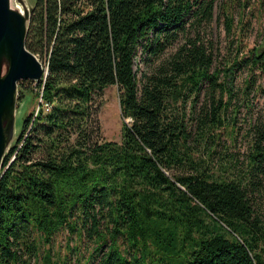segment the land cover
I'll use <instances>...</instances> for the list:
<instances>
[{
    "label": "trees",
    "instance_id": "16d2710c",
    "mask_svg": "<svg viewBox=\"0 0 264 264\" xmlns=\"http://www.w3.org/2000/svg\"><path fill=\"white\" fill-rule=\"evenodd\" d=\"M32 6L25 44L48 74L18 84V102L23 89L36 107L0 172V264H264V123L245 170L214 176L206 140L220 103L194 109L203 84L217 86L210 54L194 40L170 53L213 0ZM248 59L264 73V47ZM110 86L119 143L100 138L96 116ZM64 231L77 244L58 258L50 245Z\"/></svg>",
    "mask_w": 264,
    "mask_h": 264
},
{
    "label": "rangeland",
    "instance_id": "374dc122",
    "mask_svg": "<svg viewBox=\"0 0 264 264\" xmlns=\"http://www.w3.org/2000/svg\"><path fill=\"white\" fill-rule=\"evenodd\" d=\"M16 1L11 0L12 4ZM189 2L193 4L195 0ZM200 17L185 19V29L170 53L187 40H194L210 54V74L215 76L217 86L212 88L210 95V86L203 84L197 99H194V109L211 111L220 103L219 120L210 132L211 139L206 140L216 152L211 158L210 171L214 176L231 178L245 170L254 140L252 127L264 123V73L251 65L248 59L253 52L264 47V0H213L209 19ZM134 63V70L138 66L143 69L139 57ZM24 85L25 89L29 88V85ZM21 90L24 98L20 102L17 99L15 112L17 134L23 118L36 107L33 96ZM94 101L100 138L119 143L122 124L119 90L110 86ZM261 202L263 206L259 213L264 224V199ZM76 244L65 231L59 232L50 245L51 253L62 258L67 254L66 247L73 248ZM68 263L78 264L74 259Z\"/></svg>",
    "mask_w": 264,
    "mask_h": 264
},
{
    "label": "water",
    "instance_id": "95a60500",
    "mask_svg": "<svg viewBox=\"0 0 264 264\" xmlns=\"http://www.w3.org/2000/svg\"><path fill=\"white\" fill-rule=\"evenodd\" d=\"M29 1L17 0L20 5L17 8L12 6L11 0H0V45L10 37L5 47L7 54L4 67L2 63L5 55L0 53V172L4 157L17 139V83L28 81L37 84L44 81L48 74L47 68L44 69L39 59L26 48V36L33 13L32 0ZM2 104L7 106L5 113ZM3 139L4 148L1 147Z\"/></svg>",
    "mask_w": 264,
    "mask_h": 264
},
{
    "label": "bare ground",
    "instance_id": "6f19581e",
    "mask_svg": "<svg viewBox=\"0 0 264 264\" xmlns=\"http://www.w3.org/2000/svg\"><path fill=\"white\" fill-rule=\"evenodd\" d=\"M11 4H12V2H11ZM12 6H15V7H17V8H19L20 7V5H19V3L16 1V2H14L13 4H12ZM9 36V35H8ZM10 40V37H7V39L6 40H4L3 42H2V44L0 45V53L1 54H3L4 53V55H5V57H4V62L2 63V66L4 67L5 66V63H6V54H7V52L5 51V47H6V44L8 43L7 41H9ZM7 108V106L6 105H4V104H2V111L5 113L6 112V109ZM3 131V130H2ZM4 144H5V139H3L2 141H1V147H3L4 148Z\"/></svg>",
    "mask_w": 264,
    "mask_h": 264
}]
</instances>
